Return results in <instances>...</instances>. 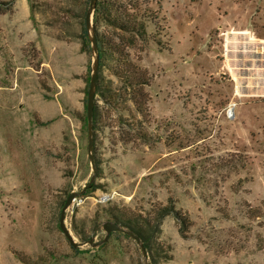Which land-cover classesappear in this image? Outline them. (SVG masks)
<instances>
[{
	"label": "rangeland",
	"instance_id": "374dc122",
	"mask_svg": "<svg viewBox=\"0 0 264 264\" xmlns=\"http://www.w3.org/2000/svg\"><path fill=\"white\" fill-rule=\"evenodd\" d=\"M138 2L158 19L146 40L102 18L97 28L147 69L148 114L106 61L100 75L122 98L96 95L94 169L85 121L93 55L82 45L90 6L0 0V264H146L124 233L87 242L104 240L111 208L152 218L169 198L186 223L162 220L149 264H264V91L231 75L264 67V43L250 33L245 53L231 47L236 28L261 36L264 0ZM72 192L84 202L67 209L65 225L81 247L60 224Z\"/></svg>",
	"mask_w": 264,
	"mask_h": 264
},
{
	"label": "trees",
	"instance_id": "16d2710c",
	"mask_svg": "<svg viewBox=\"0 0 264 264\" xmlns=\"http://www.w3.org/2000/svg\"><path fill=\"white\" fill-rule=\"evenodd\" d=\"M86 1L90 6L91 0ZM87 10L88 8H86L82 20V45L84 51L91 52V43L86 27ZM101 18L120 33L135 34L142 40H146L149 36L148 29L150 25L158 26L156 23L158 19L156 17L154 18L151 11L147 8L142 9L138 0H98L93 18L100 55L99 71L103 68L106 61L115 62L114 66L111 67L113 74L125 85L126 91L127 89L130 90L129 100L134 103L137 111L140 114L143 113L144 116V113L145 115L148 114L146 105H148V102L150 101V96L145 91V87L150 85L151 77L149 76L147 69L131 60L125 46L121 43L115 42L114 39L101 35L97 28L99 19ZM106 83L99 72L96 92L97 96H100L102 100L107 103L115 101L119 97L122 98V96L113 89V82L109 81ZM98 117L99 108L96 104L94 113L95 128L98 124ZM85 121L88 125L87 114ZM141 138L146 140L147 134H144ZM115 208H111V210L108 211L110 212L109 215L117 224L127 230L133 231L139 236L153 261H155V259L152 253L157 243L156 236L160 230L162 220L167 216L174 215L186 223V218H184V216L177 210L173 198H169L166 205L157 208L152 218L144 217L142 214H137L127 208ZM17 256L19 258L21 257L20 259L24 263H30L31 261L29 258H25L19 254Z\"/></svg>",
	"mask_w": 264,
	"mask_h": 264
},
{
	"label": "water",
	"instance_id": "95a60500",
	"mask_svg": "<svg viewBox=\"0 0 264 264\" xmlns=\"http://www.w3.org/2000/svg\"><path fill=\"white\" fill-rule=\"evenodd\" d=\"M97 1L98 0H91L90 7L87 11L86 15V27L89 35V40L91 43V49H92V55H93V66H92V73H91V81H90V87L88 92V105H87V116H88V155L90 158V161L93 164V167L95 169V162H94V145H95V126H94V113H95V102H96V92H97V85H98V78H99V66H100V55H99V47H98V41L96 36V31L94 28L93 18L94 13L97 7ZM95 175L93 179L91 180V183L94 181ZM80 195V193L72 192L70 196L67 199V202L63 208V212L61 215V228L70 240L71 244L74 247H81L84 244L75 242L70 231L65 225V219H66V211L67 209L72 205L73 199ZM103 229L106 232V237L104 240L100 243H94V239H90L87 243L94 246V247H100L102 244L107 242V240L110 238L111 234L113 232H121L126 235H128L130 238H132L140 247L143 257L146 261V264H149V254L147 252V249L139 236H137L133 231L127 230L126 228L122 227L121 225L108 221L103 225ZM86 244V243H85Z\"/></svg>",
	"mask_w": 264,
	"mask_h": 264
},
{
	"label": "crops",
	"instance_id": "0c3cea01",
	"mask_svg": "<svg viewBox=\"0 0 264 264\" xmlns=\"http://www.w3.org/2000/svg\"><path fill=\"white\" fill-rule=\"evenodd\" d=\"M264 27V26H262ZM238 33L234 32L232 36V41L233 43L231 44V47L235 50L234 52H246V49L243 46V39H247V33H250L253 37L261 40L262 43H264V28L263 31L260 33V37L254 36V32L251 29L247 28H236ZM246 42V41H245ZM244 50H241L243 49ZM259 52L261 50H258ZM264 51V49H262ZM240 56H245L243 53ZM239 58V57H237ZM236 59V58H233ZM237 61V60H234ZM232 64V63H231ZM263 68L261 65H256L255 62H253L252 67L248 68H243V67H238L232 71V78L233 80L237 83L239 87L242 88H247L251 90L250 92H256L260 93L264 91V74H263ZM246 71H249L247 73ZM244 74V75H243Z\"/></svg>",
	"mask_w": 264,
	"mask_h": 264
},
{
	"label": "built area",
	"instance_id": "2783aa9c",
	"mask_svg": "<svg viewBox=\"0 0 264 264\" xmlns=\"http://www.w3.org/2000/svg\"><path fill=\"white\" fill-rule=\"evenodd\" d=\"M235 107L236 105L231 104L227 107V116L228 118L232 119L235 116ZM112 200V196L109 194L103 195L98 199V202H102V203H108L109 201ZM74 202V206L75 205H80L81 203L84 202V198L82 195H78L77 197H75L73 199ZM72 202V204H73Z\"/></svg>",
	"mask_w": 264,
	"mask_h": 264
}]
</instances>
